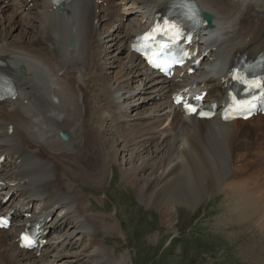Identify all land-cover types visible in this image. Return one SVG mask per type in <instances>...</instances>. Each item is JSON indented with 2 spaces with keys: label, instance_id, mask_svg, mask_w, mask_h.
<instances>
[{
  "label": "bare ground",
  "instance_id": "6f19581e",
  "mask_svg": "<svg viewBox=\"0 0 264 264\" xmlns=\"http://www.w3.org/2000/svg\"><path fill=\"white\" fill-rule=\"evenodd\" d=\"M131 1L130 11L139 10L140 17L127 19L125 25L124 0H64L63 10L52 6L50 0H17L29 16L28 28L35 26V36L26 41L28 34L21 32L19 38L9 39V31L18 27L15 11L6 20L10 24L7 33L4 28L0 31V56L17 85L15 98L0 103V158H5L0 164V185L7 193L11 192L13 205L19 202L26 206H30V198L47 203L54 194L74 192L73 179L101 186L106 165L125 153L130 156L125 161L128 163L133 154L153 144L152 135L159 133L161 140L166 131L167 136L151 151L152 157L153 153L164 152L159 161H155L159 156L154 161L150 156L148 165L129 163L125 179L145 201L156 197L168 204L179 199L177 193L182 184L193 181L195 174L198 185L206 184L219 193L225 191V208H230L225 210L227 218L222 217L224 213L221 216L225 222H246L251 226L254 225L251 221H259L257 227L264 247V186L261 191L252 187L249 179L248 182L242 179L243 174L227 181L228 177L234 178L227 175L228 170L234 165L238 169L246 165L241 160L235 164L234 160L245 150L246 142L264 154L263 139L258 140L264 137V117L222 124L217 119L198 121L177 112L169 97L175 84L155 77L134 54L128 53L125 44L130 36L145 28L147 24L142 27V22L148 13H158L171 0ZM196 2L202 12L211 15L213 29L207 31L210 34L207 50L218 67L187 78L206 81V89L212 96L219 92L221 67L230 56L240 51L253 54L264 51V0ZM9 5L12 7V1L0 0V12L9 9ZM99 14L103 15L102 21L98 20ZM104 34L106 37L102 39ZM116 45L119 49L116 48L117 55L113 57L110 53ZM126 51V58H121ZM102 58L111 60L109 68H113L115 61L121 63L112 83H107L103 73L107 63H101ZM20 68L24 71H19ZM133 83H137L136 88ZM146 103L153 105L149 112ZM125 109L130 111L128 116L123 112ZM132 120L139 123L128 127ZM252 159L260 167L264 164V155L252 154ZM146 170H149L147 177L140 181L139 175ZM71 202L78 214L65 210L70 209ZM78 203L79 199H74L55 204L63 210L55 223L58 234H72L77 223L79 227L74 230L99 224L84 215L79 207L81 202L79 206ZM169 211H165L167 217L172 216ZM49 213L46 208L40 216L45 218ZM83 233L90 244L84 243L81 253H70L72 244L65 239H53L50 247L56 244L66 247L55 256L49 249L42 250L43 258L50 257L44 259L45 264H127L125 255L117 258L108 252L96 240L95 233ZM2 235L5 237H0V264H42L34 252L19 250L8 231L1 230ZM7 243L12 252L6 251Z\"/></svg>",
  "mask_w": 264,
  "mask_h": 264
},
{
  "label": "rangeland",
  "instance_id": "374dc122",
  "mask_svg": "<svg viewBox=\"0 0 264 264\" xmlns=\"http://www.w3.org/2000/svg\"><path fill=\"white\" fill-rule=\"evenodd\" d=\"M11 1L14 9L9 5V9L5 12H0V31H4L5 29L7 33L10 24H7L6 20L15 11L17 13L15 22H18V27H16L17 30L9 31V39L19 38L17 35L23 32L25 35L26 33L28 34L25 39L26 41L32 40L35 36V32H33L35 26L28 28L30 20L28 21L29 16H27V11L20 8L19 2ZM124 8L126 13L124 22L132 17L139 18L137 14L134 16V11L131 14L130 9H133L131 3L127 4ZM101 18L102 15L99 16V20ZM128 20L124 23L125 25L128 23ZM102 30L103 28H100V32ZM112 30L109 29V32H112ZM104 37H106V34L102 35V39ZM103 42L102 45H104ZM116 48L119 49V45L111 49L113 51L110 55L113 57L117 55ZM114 50L116 51L114 52ZM127 55L128 53L126 51L120 57L126 58ZM110 61V59L107 61L103 58L101 59V63H107L103 67V73H106L107 83L114 81V75L120 70L119 66L121 64L115 61L113 68H109L108 63ZM211 63H217L214 57L209 58V60L203 63V69H201L200 73L207 71ZM136 86L137 83L132 84V87L136 88ZM137 99L134 100L135 105L138 104ZM156 101L159 102L158 99ZM145 106H147L146 112H149L153 108L151 104L146 103ZM141 110L143 108L137 111ZM123 112L126 113V116L130 114V111L126 109ZM135 113L133 112L132 115L134 116ZM136 123H139V121L132 120L128 122V127L136 125ZM167 134L168 132L166 131L162 133L163 139ZM159 136V133L155 136L152 135L155 138L153 144H150V146L145 145V150L140 149L137 154H133V159L131 161L128 160V163H125V161L130 156H125V153L124 155L120 154L115 162L106 165L105 178L101 180L103 181L101 186H94L89 184V182H83V179H81L82 182L80 179L78 181L73 179L71 182L75 187L74 192L52 195L50 201L55 204L79 199L78 206L81 202L79 206L81 209H79L89 218L98 220L96 223L99 224L94 227L91 226L92 228L86 226L84 229L74 230L76 227H79V223H77L71 231L72 234H58L53 232L51 239H49V245L44 250L49 249L50 254L53 256L56 255L57 251L60 253V251L64 250L66 246L63 248L58 245L50 247V242L58 238L60 240L65 239L67 243L72 244V248L69 250L70 253H81L84 246L90 244L89 239L83 233L88 231L92 234L95 233L96 240L108 252L114 254L115 257L118 258L120 257L119 255H125L127 257V264H264V247H261L263 240L257 227L259 221H251L250 223H254V225L247 226L246 222H225L221 218L223 213L222 217L227 218L225 210L230 209L225 208L224 203L227 202L224 200L225 191L219 193L218 191H213L212 188L209 189L206 184L198 185L194 174L193 181L190 179L191 181L187 180L186 183L182 184L181 189L177 193L178 200L173 201L174 203L168 202V204H163L156 197L145 201L142 195L136 192L137 188L125 179L124 172L130 169V164H135L134 166L149 164L154 145H159L161 140H163H159ZM260 139H263L264 142V137L260 136L258 140ZM246 144L245 150L240 152L239 157H234L235 164L241 160L246 165L239 169L235 168L236 166L234 165L231 170H228L227 175L234 176V178L230 179L228 177L227 181H234L232 179L243 174L242 179L247 182L249 179L250 185L261 191L264 186V167H262L264 164L261 167L255 164L252 159V154L260 156L264 154H260L257 151L259 149L257 147H255L257 149L254 147L253 149L252 144L248 142ZM251 148L252 150H250ZM249 151L250 153L248 155ZM161 154H164V152L159 154L153 153V161L159 156L155 160L158 162ZM122 157L125 159L122 160ZM241 164L238 163L239 166ZM148 173L149 170H146L140 174V181L147 177ZM224 184L223 188H226L227 182L225 184L226 186ZM221 187L222 185L220 184L219 190ZM210 191L213 193H210ZM71 203L70 212L74 215L78 214L75 203ZM42 205H44V208H47L46 205L48 204H34L38 209ZM57 209L54 210V218L61 212V210ZM65 210L68 211V209ZM167 210L171 211L169 212L172 216L169 215L170 217H167L165 215L167 213L165 211ZM8 233L14 237V228L10 229ZM0 237H5V235ZM9 242L11 240H8ZM8 243L5 245L8 249L6 248V250L4 247V250L12 252L9 247L10 244ZM35 258L40 260L42 264L46 263L44 259H50V257L43 258L41 255Z\"/></svg>",
  "mask_w": 264,
  "mask_h": 264
},
{
  "label": "water",
  "instance_id": "95a60500",
  "mask_svg": "<svg viewBox=\"0 0 264 264\" xmlns=\"http://www.w3.org/2000/svg\"><path fill=\"white\" fill-rule=\"evenodd\" d=\"M206 18H209L210 16L209 15H205Z\"/></svg>",
  "mask_w": 264,
  "mask_h": 264
}]
</instances>
